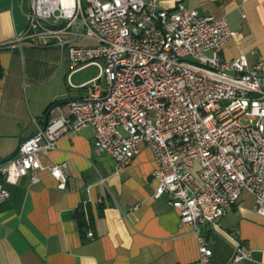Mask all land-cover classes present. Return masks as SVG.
I'll return each mask as SVG.
<instances>
[{"label": "built area", "instance_id": "obj_1", "mask_svg": "<svg viewBox=\"0 0 264 264\" xmlns=\"http://www.w3.org/2000/svg\"><path fill=\"white\" fill-rule=\"evenodd\" d=\"M27 18L25 30L0 48L57 46L70 62L69 77L91 64L100 74L84 84V98L71 100L67 113L39 125L0 163V203L10 196L8 184L25 175L37 182L44 168L65 187L67 163L46 166L42 156L62 135L90 126L95 151L119 166L142 145L151 149L154 196L167 193L182 224L197 233L198 257L177 264H212L199 225H218L244 191L264 216V60L224 56L238 34L225 15L202 14L183 1L166 8L158 0H30ZM228 234L236 242L232 260L249 258L238 233Z\"/></svg>", "mask_w": 264, "mask_h": 264}, {"label": "crops", "instance_id": "obj_2", "mask_svg": "<svg viewBox=\"0 0 264 264\" xmlns=\"http://www.w3.org/2000/svg\"><path fill=\"white\" fill-rule=\"evenodd\" d=\"M183 1L202 14L225 15L238 30L224 47L228 59L246 54L251 63L264 60V0H158L166 8ZM30 0H0V44L13 40L27 26ZM245 14V16H243ZM0 160L10 156L50 117L67 113L71 100L87 94L86 82L100 69L91 64L74 71L57 46L0 48ZM103 86L105 82L102 80ZM90 126L62 135L57 147L42 156L48 166L66 162L65 187L48 168L39 181L28 175L8 184L10 196L0 203V264H177L198 257L197 233L182 224L169 206L168 194L154 196L156 160L142 145L128 166L110 153L98 154ZM255 196L244 191L228 207L218 225L202 223L199 234L213 249L212 264H264V216L255 210ZM89 221L84 235L76 213ZM94 233L93 237L88 232ZM237 232L251 256L233 261Z\"/></svg>", "mask_w": 264, "mask_h": 264}, {"label": "trees", "instance_id": "obj_3", "mask_svg": "<svg viewBox=\"0 0 264 264\" xmlns=\"http://www.w3.org/2000/svg\"><path fill=\"white\" fill-rule=\"evenodd\" d=\"M3 75H4V67H3L2 62L0 60V79L3 77ZM54 105H56V102H54L48 106V108L46 109V113H48ZM76 217L78 219V225H79L81 231L83 232V234L85 235L87 232V229L89 227V221L91 218L87 219L86 214H85L83 209H80L77 211Z\"/></svg>", "mask_w": 264, "mask_h": 264}, {"label": "water", "instance_id": "obj_4", "mask_svg": "<svg viewBox=\"0 0 264 264\" xmlns=\"http://www.w3.org/2000/svg\"><path fill=\"white\" fill-rule=\"evenodd\" d=\"M55 107H56V106H54L53 109H54ZM53 109H51L48 113H46V115H45V117H44V125H46V124L48 123V120H49L50 114H51V112H52ZM19 149H20V145L18 146V148H17V149H16V150H15L10 156L1 159V160H0V163H3V162H5L6 160H9L10 158L14 157V156L18 153Z\"/></svg>", "mask_w": 264, "mask_h": 264}, {"label": "rangeland", "instance_id": "obj_5", "mask_svg": "<svg viewBox=\"0 0 264 264\" xmlns=\"http://www.w3.org/2000/svg\"><path fill=\"white\" fill-rule=\"evenodd\" d=\"M87 43H90V42H92V40H85Z\"/></svg>", "mask_w": 264, "mask_h": 264}]
</instances>
